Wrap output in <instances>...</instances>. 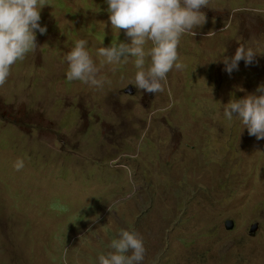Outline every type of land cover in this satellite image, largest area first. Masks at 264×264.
Wrapping results in <instances>:
<instances>
[{
  "label": "rangeland",
  "instance_id": "374dc122",
  "mask_svg": "<svg viewBox=\"0 0 264 264\" xmlns=\"http://www.w3.org/2000/svg\"><path fill=\"white\" fill-rule=\"evenodd\" d=\"M43 2L46 34L0 87V264H99L120 229L142 264H264V140L224 116L264 84V0H209L156 94L130 84L131 57L103 65L102 88L68 81L75 41L100 66L98 48L131 40L106 0ZM240 44L255 61L229 74Z\"/></svg>",
  "mask_w": 264,
  "mask_h": 264
},
{
  "label": "clouds",
  "instance_id": "9594fccd",
  "mask_svg": "<svg viewBox=\"0 0 264 264\" xmlns=\"http://www.w3.org/2000/svg\"><path fill=\"white\" fill-rule=\"evenodd\" d=\"M106 3L113 29L125 30L131 43H112L98 48L96 55L104 58L98 66L87 50V42L75 41L65 56L67 80L102 88L105 83L100 75L103 65L127 63L131 57L136 72L130 84L148 93L163 92L167 74L185 67L178 53L181 36L185 33L195 36L194 29L206 23L201 9L209 7V0H106ZM45 5L43 0H0V87L7 82L11 67L38 47L37 31L46 34L47 27L40 24L41 9ZM213 34L209 31L206 38ZM149 42L151 46L146 49ZM256 54L252 48L240 44L234 56L223 59L224 70L231 74L238 70L242 60L246 66L252 65ZM224 116L229 121L235 117L248 129L250 136L264 140V84L255 93L241 99L232 98L224 105ZM23 166V160L18 158L14 167L19 171ZM121 166L131 179L132 170ZM109 248L106 254L98 256L99 264H142L144 260L143 238L136 231L120 229L118 238L111 240Z\"/></svg>",
  "mask_w": 264,
  "mask_h": 264
},
{
  "label": "water",
  "instance_id": "95a60500",
  "mask_svg": "<svg viewBox=\"0 0 264 264\" xmlns=\"http://www.w3.org/2000/svg\"><path fill=\"white\" fill-rule=\"evenodd\" d=\"M228 224H229V226H231V227L234 225L232 221H230ZM257 227H258V225H257V226L255 225L254 228L256 229Z\"/></svg>",
  "mask_w": 264,
  "mask_h": 264
}]
</instances>
